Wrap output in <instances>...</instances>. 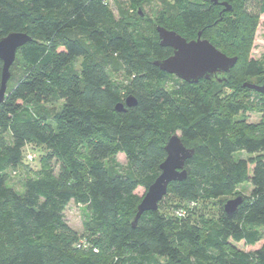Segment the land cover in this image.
Returning a JSON list of instances; mask_svg holds the SVG:
<instances>
[{
	"label": "trees",
	"instance_id": "1",
	"mask_svg": "<svg viewBox=\"0 0 264 264\" xmlns=\"http://www.w3.org/2000/svg\"><path fill=\"white\" fill-rule=\"evenodd\" d=\"M151 1L117 3L116 16L106 0H0V39L30 37L0 104V264H264V118L236 119L264 111V93H222L236 71L242 81L264 75V55L249 56L264 0L256 11L250 0H156L142 12ZM157 27L187 41L200 32L236 65L221 83L183 82L153 65L172 55ZM173 135L194 151L186 177L132 226ZM29 146L40 150V167L18 191L7 172L34 160ZM245 177L250 195L227 217L222 202ZM205 201L220 203L217 215L198 214ZM71 203L84 210L81 235L65 220Z\"/></svg>",
	"mask_w": 264,
	"mask_h": 264
},
{
	"label": "water",
	"instance_id": "2",
	"mask_svg": "<svg viewBox=\"0 0 264 264\" xmlns=\"http://www.w3.org/2000/svg\"><path fill=\"white\" fill-rule=\"evenodd\" d=\"M216 3V1H214ZM224 11L230 7L223 3ZM159 45L172 50V55L160 61H154L153 65L161 71L173 75L179 80L196 84L200 80H217L219 83L225 81L224 75L228 74L236 65V57H228L221 53L207 40L201 38L199 32L195 40L187 41L175 32L157 27ZM30 41V37L21 32H12L0 39V61L2 62L0 79V104L4 100L6 85L10 78L9 69L13 64L16 52L19 48ZM221 76V79H217ZM249 89L264 93V84L260 88L256 85L245 84ZM135 100L128 96L125 106L132 107ZM115 111L124 112L122 104L115 106ZM166 158L160 165V174L145 192L142 200L137 206V213L132 221L135 226L139 217L147 211H156L158 203L167 193V187L172 182H181L185 179V162L189 160L194 151L186 148L177 135L170 137L164 147ZM243 197L236 196L223 204V212L227 217L234 215L238 207L243 203Z\"/></svg>",
	"mask_w": 264,
	"mask_h": 264
},
{
	"label": "rangeland",
	"instance_id": "3",
	"mask_svg": "<svg viewBox=\"0 0 264 264\" xmlns=\"http://www.w3.org/2000/svg\"><path fill=\"white\" fill-rule=\"evenodd\" d=\"M128 1L129 0H110V3L108 6L113 11L114 15L117 16L118 15L117 3L120 4L119 7L129 8L130 5H128ZM155 2H156V0H152L150 4L149 3L143 4V6L141 7L140 10L142 12L148 14L150 12V9L156 5ZM246 5H247V8L249 11L250 10L256 11V10H260L262 2L260 0H250V1L246 2ZM128 10H130V9H128ZM130 12H132V11L130 10ZM258 19H259V24H258V27H257L256 32H255L252 49H251L250 54H249V56L251 58L256 59V60L261 59L264 55V14L258 15ZM236 72L238 73L239 71H236ZM237 73L234 74L235 76L232 78V81L227 83V86L224 87V89L222 91L223 94L225 93V91L235 92L237 97H239L240 99L246 100L247 96L249 94V90L251 91L252 89H249L246 86H244L245 84L256 85L260 88L264 84V75L260 78H257V79L242 81L240 79V76L237 75ZM111 78L113 81H116L118 83H125L124 78L119 76V74L112 73ZM221 78H222L221 76H217V79H221ZM225 80H226V78H225ZM217 83H219V82L217 81ZM201 87L208 89L210 87V85H208L206 83H202ZM255 92H257V91H255ZM257 93L263 94L262 92H257ZM252 96L255 97L254 94ZM263 118H264V111L258 107L252 108V111L236 117L237 120L243 121L246 124H258ZM28 152L33 154L35 157L32 162H30L26 166H23V167L18 168L16 170H9L7 172L8 184L10 186L14 187L18 191H21L22 184H23L24 180L29 178V177H33L34 172H37L39 170V167H40L39 161H38L40 150L38 148H34L32 146H29ZM240 158H243L247 161H250V159L252 157L245 154V153H240ZM115 160L120 166L124 167L125 159H124L123 155H121V154L117 155ZM251 170H252V165L249 164L247 176H250ZM251 190H252V186L248 180V177H245V179L235 188L234 192L231 195H228V196H226V198H224V202H222V203L224 204L227 200L234 199L236 196H241L245 200L250 195ZM137 194H139L141 196L143 194V190L138 189ZM170 200H171V198L166 199L163 204L166 206ZM196 208H197L196 210H197L198 214L200 213L203 215V216H201L202 218H206L208 215H210L212 217V216H215L218 214V211L220 209V203L218 204L216 202H212V204H210L208 201H205L201 205L198 204V207H196ZM83 211H84L83 207L77 206V205H74L71 203L67 206L65 213H64L65 220H66L67 224L69 225V227H71V229H73L74 231L79 233V235H81V232H82V221L84 218V216H83L84 212ZM189 214H190V212H188V213L186 212L185 215H187V217H188ZM235 246L237 248L245 250V251H252V250L256 249L259 246V244L255 245L253 247H247V246L243 245V243H239V244H236Z\"/></svg>",
	"mask_w": 264,
	"mask_h": 264
},
{
	"label": "built area",
	"instance_id": "4",
	"mask_svg": "<svg viewBox=\"0 0 264 264\" xmlns=\"http://www.w3.org/2000/svg\"><path fill=\"white\" fill-rule=\"evenodd\" d=\"M108 3H110V0H106ZM27 161H32L33 160V158H34V156L32 155V154H27ZM192 206H194V205H192ZM177 216H179V217H183L184 216V214L183 213H177L176 214Z\"/></svg>",
	"mask_w": 264,
	"mask_h": 264
}]
</instances>
